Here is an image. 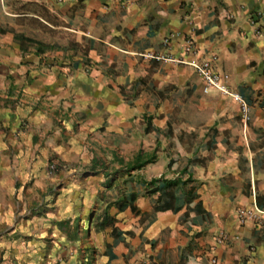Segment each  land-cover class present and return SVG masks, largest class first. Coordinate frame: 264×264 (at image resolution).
Wrapping results in <instances>:
<instances>
[{"label":"crops","instance_id":"0c3cea01","mask_svg":"<svg viewBox=\"0 0 264 264\" xmlns=\"http://www.w3.org/2000/svg\"><path fill=\"white\" fill-rule=\"evenodd\" d=\"M189 39L248 121L191 65L146 57L181 56ZM263 104L264 0H0L14 264H264ZM161 178H180L182 208L144 226Z\"/></svg>","mask_w":264,"mask_h":264},{"label":"built area","instance_id":"2783aa9c","mask_svg":"<svg viewBox=\"0 0 264 264\" xmlns=\"http://www.w3.org/2000/svg\"><path fill=\"white\" fill-rule=\"evenodd\" d=\"M257 31L259 30L257 29ZM169 41V39H166L164 41V44L168 45ZM196 53L197 52L195 44L193 40L189 39L186 40L183 45V53L181 56L176 57L167 54H147L146 57L191 65L198 72L204 82V92L207 93L215 89L223 94L231 96L240 104V108L243 113V118L245 121H248L250 119L248 114V103L242 98V96L238 92H235L234 90L229 88L227 84L228 76L215 69L214 57L208 56L200 58L197 56ZM262 108L264 110V104ZM56 168V164L51 163L48 169L49 174H53ZM247 217H251V214L249 212L246 213L245 211H240V220L242 222H244ZM217 238L219 241H225L226 239H228V233L226 232V230L221 229L218 231Z\"/></svg>","mask_w":264,"mask_h":264},{"label":"trees","instance_id":"16d2710c","mask_svg":"<svg viewBox=\"0 0 264 264\" xmlns=\"http://www.w3.org/2000/svg\"><path fill=\"white\" fill-rule=\"evenodd\" d=\"M162 185H157V179H153L148 183L147 193L153 195L156 199V204L154 206V213L150 215L149 213L142 214L141 224L147 225L153 217L160 214H165L169 212H178L182 206L180 205V199L175 194L176 187L180 184V178L167 179L161 178ZM132 200L136 198L135 194L131 195ZM188 199V198H187ZM191 203V200H188ZM197 212H202L201 205L197 206ZM124 207H121L123 209ZM133 211L137 214L140 211L137 210V207L132 205Z\"/></svg>","mask_w":264,"mask_h":264},{"label":"rangeland","instance_id":"374dc122","mask_svg":"<svg viewBox=\"0 0 264 264\" xmlns=\"http://www.w3.org/2000/svg\"><path fill=\"white\" fill-rule=\"evenodd\" d=\"M12 236L13 235L10 233V231L0 233V264H14L17 260L16 258L18 255L7 252L8 249L6 246L10 241H13ZM20 241V236H17L16 242L19 244Z\"/></svg>","mask_w":264,"mask_h":264}]
</instances>
